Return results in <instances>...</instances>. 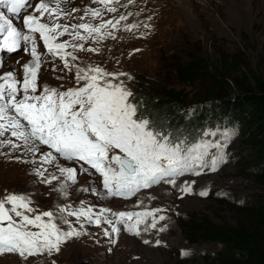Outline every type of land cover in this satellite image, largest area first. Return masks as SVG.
<instances>
[{"label":"snow or ice","instance_id":"obj_1","mask_svg":"<svg viewBox=\"0 0 264 264\" xmlns=\"http://www.w3.org/2000/svg\"><path fill=\"white\" fill-rule=\"evenodd\" d=\"M70 2L38 0L33 6L30 0H0V9L11 16L20 18L22 10L26 13L22 24L17 26L5 11H0V53L10 56L22 49L30 57L20 65L22 77L16 70L0 74V149L29 155L31 159L24 162L35 165L33 174L44 184L57 181L58 186L53 190L65 197L68 186L76 183L77 169L62 166L61 159L82 167L86 165L85 172L95 170L102 177V192L97 187L81 191L103 198L128 199L162 182L176 186L177 179L185 174L199 176L204 169L216 171L223 160L226 143L203 139L189 143L158 131L149 119L137 115L138 105L130 100L132 92L119 80V76L126 73H110L98 65L76 63L78 52L99 51L86 48L88 41L99 43L108 38L116 39L113 30H117L127 16L121 14L107 20L103 16L105 12L117 13L120 0H91L97 7L86 6L83 15L78 17L73 13L81 9L64 7ZM73 19L79 22H60ZM137 27V24L123 25L125 31ZM65 36L69 39H62ZM40 41L44 52L39 50ZM5 58L0 55V68ZM49 58L53 62L51 71L74 73L76 86L62 89L38 83L41 68ZM57 60L62 62V67L56 66ZM55 78L61 79L60 76ZM44 148L47 150H42ZM212 148L217 151L210 153ZM10 153L0 152V155ZM49 167L55 171L49 172ZM192 183L195 182L185 181L180 192L190 194ZM199 194L208 193L204 190ZM31 205L32 200L26 194L8 193L0 197V254L16 253L24 259L43 253L52 255L68 240L86 235L82 231L85 224L108 225L103 235L111 238L121 232L118 225L138 236L140 225L146 224L147 218L152 220L144 231L148 227L156 228L158 220L165 219L164 216L156 218L162 211L159 208L137 212L102 207L94 212L92 206L81 201V206L75 209L70 205L58 206L55 212L38 213ZM68 217H75V221ZM73 223L80 228L73 227ZM115 242L111 239V243Z\"/></svg>","mask_w":264,"mask_h":264},{"label":"rangeland","instance_id":"obj_2","mask_svg":"<svg viewBox=\"0 0 264 264\" xmlns=\"http://www.w3.org/2000/svg\"><path fill=\"white\" fill-rule=\"evenodd\" d=\"M89 2L90 0H71L68 5L85 8L89 6ZM136 3L131 15L124 14L127 20L122 21L117 30H113L116 39L108 38L96 44L99 53H82V57L87 58V64L103 65L110 73H126L123 83L130 91L133 86L139 90L142 85L144 88L146 85L148 89L158 90L162 88V83L166 89L182 90L188 99H192L197 94L203 95L213 81L201 77L189 84L179 83L175 76L176 64L185 67L186 63L194 62L200 57L209 66L208 69H211L209 71L213 72L226 58V62L233 64L232 68L240 72L259 68L264 61V0H138ZM63 23L70 22L63 20ZM126 24H137L138 27L125 31L123 25ZM19 57L21 54L8 60L7 69L13 70ZM169 62L173 63V72L169 70ZM52 68L51 60L43 65L41 86L48 84L61 88L63 81L73 80L74 74L58 72L53 76L55 72L51 71ZM56 76L61 79H56ZM225 133L222 144L226 143L227 146L223 149V160L216 171L204 169L199 176L192 175L186 180L195 182L191 185L190 194H186L181 201L175 199V194L167 199L169 197L165 196L175 186L165 184L146 196L155 209H161L158 201L169 205L168 210H162L156 217L166 216L165 225L148 227L144 231L151 223L146 221V224L140 225L138 236L123 231L107 239L102 234L101 226L91 227L86 224L84 231L91 238L94 247L80 241L72 242L61 248L56 262L47 261V253H43L27 259L16 255H1L0 264H214L215 252L221 245L201 237L191 239L184 224L193 218L194 228L234 227L244 220L242 213L236 208H241L248 202L249 194L264 193L253 177L247 178L243 174L239 155L250 152V148L243 144L240 132L229 129ZM216 151L210 150V153ZM17 157L27 160L23 156ZM14 161L24 163L16 157ZM71 165L67 163V166ZM34 167L32 163L21 167H7L0 162V197L8 193H29L33 198L31 206L39 213L50 208V201L54 196L57 201L63 199V196L57 192L55 194L51 185L41 183L33 174ZM91 180V176H82L76 185L69 186L72 190L66 200L72 208L79 206L81 201H87L114 211L141 209L134 201L107 199L104 202L98 200L101 197L81 191L94 185ZM181 183L177 181L176 186ZM52 184L56 187L57 183L53 181ZM204 190L208 194L201 196L199 193ZM241 199L244 200L243 204H240ZM68 219L75 221L71 217ZM73 225L80 227L77 223ZM161 228L164 230L160 231ZM111 239L116 242L111 243ZM145 240L149 243H144ZM156 241L160 243L157 244ZM4 256L6 258H1ZM207 257L208 260H205Z\"/></svg>","mask_w":264,"mask_h":264},{"label":"trees","instance_id":"obj_3","mask_svg":"<svg viewBox=\"0 0 264 264\" xmlns=\"http://www.w3.org/2000/svg\"><path fill=\"white\" fill-rule=\"evenodd\" d=\"M203 62L198 57L185 67L176 64L175 70L179 83L189 84L201 77L212 80L203 95L188 99L182 90L166 89L162 83L158 90L142 85L138 90L142 107L138 109L158 130L189 143L215 140L225 127H237L243 144L250 148L249 153L240 157L243 174L253 177L264 190V61L259 68L240 72L226 58L213 72ZM171 64L168 66L173 72ZM205 132L215 135L204 136ZM247 198L250 199L243 207L236 208L244 220L234 227L194 228L193 218L184 224L191 239L201 237L221 244L215 252L214 264H264V193L249 194Z\"/></svg>","mask_w":264,"mask_h":264},{"label":"bare ground","instance_id":"obj_4","mask_svg":"<svg viewBox=\"0 0 264 264\" xmlns=\"http://www.w3.org/2000/svg\"><path fill=\"white\" fill-rule=\"evenodd\" d=\"M183 2V1H182ZM118 8V7H117ZM120 11V8H118V12ZM78 13H74L73 14V16L74 17H77L78 15H77ZM105 15H107L108 13L107 12H105L104 13ZM25 57V56H24ZM24 59H26V57L24 58ZM15 61V60H14ZM13 62V61H12ZM121 77V76H120ZM124 79H126V78H124ZM14 139V138H13ZM5 150H7V148H5ZM0 152H1V150H0ZM12 154L14 155L13 157L15 158V157H17V156H23V157H25V158H27V160L26 161H28L29 159H30V156L29 155H27V154H23L22 153V151H17V152H11L9 155H6V156H2V155H0V162H3V165H5V166H7V167H21L22 165L23 166H25V165H27L28 163L27 162H24V163H21V164H18V163H16L14 160V162L13 161H10L9 160V158L12 156ZM4 163H10V164H4ZM26 171V170H25ZM32 173V172H31ZM56 183V182H55ZM83 184V183H82ZM94 184V183H93ZM51 186L52 187H55L53 184H51ZM83 186V185H82ZM92 187H95V184L92 186ZM19 192H21V191H19ZM23 193V192H22ZM163 193V192H162ZM23 194H25V193H23ZM172 194H175V199L176 200H179V201H181L182 199H183V193H181L180 192V188H178V189H175L173 192H172ZM26 195H28L29 197H31L32 198V195L31 194H26ZM170 195L168 194L167 196H165L166 198L167 197H169ZM171 197V196H170ZM167 198V199H171V198ZM33 199V198H32ZM63 199H61V200H58V202H61ZM166 200V199H165ZM101 201V200H100ZM158 203V206L163 210L164 209V207H167L168 205L167 204H165V203H162V202H157ZM170 203V202H169ZM48 209V211H51V207L50 208H47ZM1 258H6L5 256L4 257H1Z\"/></svg>","mask_w":264,"mask_h":264},{"label":"clouds","instance_id":"obj_5","mask_svg":"<svg viewBox=\"0 0 264 264\" xmlns=\"http://www.w3.org/2000/svg\"><path fill=\"white\" fill-rule=\"evenodd\" d=\"M221 245V244H220Z\"/></svg>","mask_w":264,"mask_h":264}]
</instances>
